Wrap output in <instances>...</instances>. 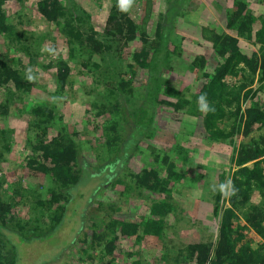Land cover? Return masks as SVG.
Masks as SVG:
<instances>
[{"label":"rangeland","instance_id":"obj_1","mask_svg":"<svg viewBox=\"0 0 264 264\" xmlns=\"http://www.w3.org/2000/svg\"><path fill=\"white\" fill-rule=\"evenodd\" d=\"M62 1L66 6L78 3V6L72 7V11L77 14L78 12L82 13L79 9L81 6L85 9L89 8L90 16H84L89 27L91 26L95 30L97 38L102 41H110L105 36V31L112 27L109 25L108 17L113 0ZM244 1L247 4V9L253 12L255 18L251 36L240 35L237 28L228 27V13L230 9L237 8L236 0H136V4L130 12L122 16L118 11V16H128L133 18L136 23L143 25L149 13L146 35L150 37V40L153 38L154 27L158 22L169 26L170 39H180L177 44L170 41L169 47L174 49L179 45L177 52L179 51L178 54L183 58V62L182 64L177 62L176 67H165L164 74L172 79L170 82L173 85H177L182 93L192 99V95L198 93L203 83L213 75L215 67L221 60L212 48L215 33L227 32L236 36L242 51L249 55L253 51L261 52L262 42L257 38L256 32L264 26V0ZM178 3L179 8L170 12V9ZM3 6L8 24L12 25L14 30L9 36L4 31L0 32V58L22 57V63H18L16 67L20 68L23 83L26 85L23 91L18 90L17 92L23 95V99H7V113L0 114L3 127L9 130L6 135L10 136L9 139L12 142V149L6 150L7 163L1 164L0 180L3 181V186L10 188L15 184L22 186L21 190L35 187L45 191L51 184V180H47L43 176L30 174V169L26 165V158L31 150L29 145H25L26 134L28 129L35 132L28 123L29 117L35 115L30 112L29 105L35 101L53 102V98L56 99V107L63 115L64 122L68 123L69 131L79 132L76 136L81 144L80 157L85 159L92 170L99 175L87 184L79 186L78 189H73L75 193L78 191L86 193V197L81 198L83 204L81 203L82 205L79 207L82 209H80V213L88 214L93 206L98 210L102 207L105 212H113L114 216L131 220H140L149 215L154 216L149 212V204L153 199L163 197L164 193L150 192L149 188L138 185L133 174L150 166L151 163L161 162V158L165 154L176 158L178 154L173 151L174 139L172 137L174 133L172 131L187 132L188 142H191L190 155L192 157L189 156V158L192 159L190 158L184 163L183 160L177 161L183 178L172 182V190L167 193L168 199L177 204L178 213L165 216V225L162 227L161 235L144 234L141 239H137L136 234L121 235L114 251L117 256L116 264H160L161 259L164 258L163 255L168 253L172 254L168 256V262L164 260L165 263L179 264L180 260H174V253L185 244L207 239L215 241L219 234L222 210L216 209L219 203H217L216 194L209 191V184L213 181L220 184L222 179L230 178L232 180L234 172L238 168L236 157L241 143L259 137L264 129L256 128L246 135L241 130L230 137L212 139L208 135L209 131L206 129L203 114L190 113L187 107L176 110L173 106L168 107L162 104L160 108L155 107L157 110H155L153 124L157 128L153 137L147 136L143 132H137L135 136L138 140V147L136 148L134 145L128 151H124L122 159V153L105 152L102 121L106 115L95 114L96 108L92 105V101L96 98L105 99L109 95L105 89L104 81L96 75L98 68L93 65L97 62L103 66L101 53L98 50L92 52L91 58H89L91 59L90 65L83 66L81 61L88 59L87 55L90 51H84L83 54L79 52L78 56H71V48L79 45L76 39L71 37L74 42L70 43L68 41L70 38L63 31L61 25L46 19L37 9V0H7ZM148 7L150 8L147 9ZM177 11H183V14L176 15ZM62 19L64 20V18ZM88 25L87 28H89ZM111 43L115 45V43ZM119 43L123 48L122 56L128 61L131 54L141 47L143 41L138 37L125 43L120 40ZM45 45L53 47L56 55L42 53L41 49ZM202 56L204 66H201ZM60 59L68 61L70 73L65 89L58 96L53 95V92L57 89V62ZM236 67V71L228 72L224 79L242 87L243 100H241L240 107L244 113L250 104L261 103L264 99V90L261 89L264 80L260 79V69L253 71L243 61H240ZM28 69H31V73L36 77L33 82L26 79ZM137 69L138 79L136 81L138 85H142L146 82L148 74L146 70L138 66ZM204 72L209 74L205 75ZM8 85L14 91L16 90L14 82L11 81ZM5 93L4 85H0V101L3 97L7 98ZM162 97L172 99L164 94ZM124 105L129 109V104L125 103ZM235 106L236 101L228 108L234 109ZM131 117H128L127 122L124 123V130L121 129L126 139L129 138L128 136L135 125ZM233 119L234 116L231 114H227L224 118V124L228 130L231 128ZM52 134L51 129L48 137ZM2 145V140H0V147ZM158 156L160 158L156 160ZM262 167L264 168V162ZM162 173L166 175L167 172L162 171ZM128 186L133 187L130 190ZM123 190L130 191L123 195L121 193ZM90 196L89 203L84 205L85 199ZM223 201L224 206L231 205L229 199L224 198ZM248 204H257L264 208V195L259 189L252 190ZM113 205L117 207V210H112L115 208ZM14 210L18 215L13 224L16 220L25 223V218L30 213L29 207L26 204H20ZM236 211L240 216V222L246 223L243 210L238 208ZM67 221L59 226L60 230L57 231V234H53L43 241L35 239L24 242L23 239H20L18 246L22 258L20 257L18 264H80L82 260L84 261L81 264H90L88 252L92 251L89 245L92 238L89 237L88 242L80 240L83 233L88 232L89 228L84 225V220H82V224L80 221H73V219ZM74 225H77L78 228L74 229ZM10 226L6 229L9 230ZM8 230L6 231L9 236L17 239L19 231L22 229L16 226L11 231ZM241 242H248L256 246L259 243H264V235L253 228H248L245 230V236ZM57 245L60 250H57ZM85 249H88V252ZM129 251L133 253L128 254Z\"/></svg>","mask_w":264,"mask_h":264},{"label":"trees","instance_id":"obj_2","mask_svg":"<svg viewBox=\"0 0 264 264\" xmlns=\"http://www.w3.org/2000/svg\"><path fill=\"white\" fill-rule=\"evenodd\" d=\"M6 1L0 0V32L4 31L9 36L12 35L14 27L7 21V14L3 6ZM236 1L237 8L230 9L228 13V27L237 28L240 35L251 36L255 21L253 12L247 9L244 0ZM78 5V3H74L72 6H66L62 0H37L39 12L47 20L61 25L63 31L70 38H68L70 43L74 42L71 37L76 39L79 45L71 48V56H78L79 52L83 54L84 51H90L87 55L88 59L81 61L83 66L90 65L91 59L89 58H91L92 52L98 50L101 53L103 66L97 62L93 65L98 68L96 75L104 81L105 89L109 95L105 99L96 98L92 101V105L96 108L95 114L106 115L102 121L105 152L122 153V159L124 151H128L134 145L136 148L138 147V140L135 136L137 132H143L147 136L153 137L157 128L153 124L155 110H157L155 107L160 108L162 104L168 107L173 106L176 110L187 107L190 113L203 114L206 129L209 131L208 135L212 139L230 137L241 130L246 135L256 128L264 129V99L261 103L250 104L243 113L240 107L241 100H243L242 87L224 79L228 72H235L236 65L243 61L253 71L260 69V79L264 80V26L256 32L257 38L262 42L261 52L253 51L251 55L242 51L236 36L227 32L215 33L212 48L221 60L215 67L213 75L190 99L177 88V85L170 82L172 79L164 74L165 67H176L177 62L181 64L183 62V58L178 54L179 51L177 52L179 45L174 49L169 47L170 41L177 44L180 39H170L168 25L158 22L154 27L153 38L150 40V37L146 35V24L150 14H147L148 18L144 24L140 25L133 18L122 17L126 13H120L122 16L119 17L116 7L117 0H113L108 17L109 25L112 27L105 31V36L110 41H102L96 37L95 30L91 26L89 27L88 21L84 18V16H90V9L87 8L89 9L87 10L83 6L79 8L85 15L72 11V7ZM178 8L179 3L172 7L170 12L176 11ZM178 14H183V11H177L176 15ZM87 25L89 28L86 27ZM138 37L141 38L143 44L131 54L127 61L122 56L123 48L119 42L123 40L125 43ZM18 63H22V57L0 58V85H4L7 96L0 101V114L7 113V99H23V95L17 93L18 90L23 91L26 86L23 83L20 68L16 67ZM201 64L204 66L203 56ZM57 65V89L54 90L53 95L59 96L65 89L70 66L64 59L58 60ZM137 66L146 70L148 74L146 82L142 85H138L136 81L138 79ZM204 74L208 75L209 73L204 72ZM11 81L14 82L15 91L8 85ZM261 89L264 90V81L261 84ZM162 94L168 95L172 99L162 97ZM201 94L207 95L208 103L215 109L214 111L207 114L198 111L197 98ZM55 101L56 99L53 98V102L39 100L28 104L30 112L35 114L29 117L28 123L35 132L28 129L25 143L31 149L26 158L30 174L43 176V178L51 180V184L45 191L35 187L21 190L22 186L15 184L6 188L3 186V181L0 180V264L19 263L20 257L22 258L18 246L20 239H23L24 242L35 239L43 241L53 234H57V231L60 230L59 226L62 223H67V220L70 219L75 222L80 221V224L84 220V225L89 228V231L83 233L80 240L88 242V238H92L89 242L92 251L88 252V249H85L90 257V264H116L117 256L114 251L121 235L136 234L137 239H141L144 234L161 235L162 227L165 225V216L178 213L177 204L168 199L167 193L172 190V182L183 178L177 161L183 160L184 163L192 157L190 155L191 142H188L187 132L172 131L174 133L172 137L174 139L173 151L177 152V157L173 158L171 155L165 154L161 158V162L151 163L150 166L133 174L138 185L149 188L150 192L164 193L163 197L155 198L149 204V212L154 216L149 215L140 220H131L114 216L113 212H105L102 207L98 210L93 206L88 214L80 213L81 208L79 207L83 204L81 198L86 193L79 191L75 193L73 189H78L79 186L87 184L99 175L92 170L85 159L80 157L81 144L76 136L79 132L69 131L68 123L64 122V117L57 109ZM234 101H236L235 108L229 109V105ZM125 103L130 105L129 109L125 107ZM227 114L234 116L229 130L224 124ZM128 117L132 118L135 125L128 136L129 138L126 139L121 129L124 130L123 125L127 122ZM0 123L2 124V126L0 124V140L3 143L0 147L1 169V164L7 163L6 150L12 149V142L9 139L10 136L6 135L9 130L3 127L2 119H0ZM97 123H99L98 120ZM51 129L53 134L48 137ZM189 156L191 157L189 158ZM159 158L158 156L156 160ZM263 162L264 132L257 138L242 142L239 147L236 157L238 168L232 179L238 191L236 195L229 198L231 205L224 206V198L216 194L217 203H219L216 209L222 210L217 239L187 243L175 251L174 260H180L179 264H264V243L253 246L251 243L241 242L245 236V230L248 228H253L264 235V208L257 204H248L254 188L259 189L264 195ZM162 171H166V175ZM225 180L222 179L220 183ZM132 187L128 186V189L131 190ZM129 191L123 190L121 193L126 195ZM90 198L91 196L85 199L84 205L89 203ZM20 204H26L29 207V216L25 218V223L16 220L13 224L18 215L14 209ZM113 206L115 208L112 210H117V207ZM238 208L243 210L246 223L240 222V216L236 211ZM8 226H10L9 230L6 229ZM16 226L22 229L18 234L19 240L9 236L6 231H11ZM73 228L78 227L74 225ZM57 250H60L58 245ZM132 253V251L128 252V254ZM58 254L60 253L58 252ZM171 254L163 255L164 258L161 259L160 264H169L164 260L168 262V256Z\"/></svg>","mask_w":264,"mask_h":264},{"label":"clouds","instance_id":"obj_3","mask_svg":"<svg viewBox=\"0 0 264 264\" xmlns=\"http://www.w3.org/2000/svg\"><path fill=\"white\" fill-rule=\"evenodd\" d=\"M136 4V0H117V10L121 13H128L131 11V9L134 7ZM41 52H47L52 56L56 55V51L53 47H50L48 45H45L42 49ZM26 79L29 82H33L36 77L31 73V69H28L26 72ZM197 109L201 113L207 114L210 111H214L215 109L208 103L207 100V95L206 94H201L197 98ZM209 191L212 194H219L221 197L225 199H229L232 196L236 195L238 189H236L233 181L229 178L225 180L224 182L220 184H216L214 181L210 182L209 184ZM199 195V193H196Z\"/></svg>","mask_w":264,"mask_h":264}]
</instances>
